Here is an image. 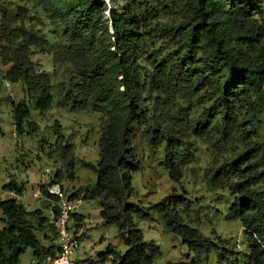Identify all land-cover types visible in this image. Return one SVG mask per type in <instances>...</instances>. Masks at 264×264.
<instances>
[{
  "label": "trees",
  "instance_id": "trees-1",
  "mask_svg": "<svg viewBox=\"0 0 264 264\" xmlns=\"http://www.w3.org/2000/svg\"><path fill=\"white\" fill-rule=\"evenodd\" d=\"M33 3L53 29L61 32L60 39L51 42L38 18L22 7L17 12L2 10L0 60L11 66L4 76L0 73V94L6 80L22 83L34 109L49 111L54 103L51 75L40 71L34 61L36 54L48 52L56 66L71 68L69 84L57 90L59 105L105 117L100 160L96 165L85 164L97 176L90 196L98 198L104 223L118 225L128 249L124 254L110 249L87 263L154 264L160 247L145 241L136 223V219L150 220L153 211L191 252L200 256L216 249L209 238L185 223L183 209L189 202L185 191L150 208L128 202L133 175L142 168L133 146L141 131L144 146L165 148L168 176L176 183L196 160L188 145L192 138L209 141L216 149L242 144L234 156L211 169V187L231 192L234 204L227 218L241 222L249 238L250 264H264V20L260 18L264 0ZM193 101L202 105L197 117L184 106ZM4 102L12 104L16 131L22 136L30 117L29 105L0 98V105ZM55 127V152L64 148L66 154L61 157L69 160L71 156L66 168L73 179V146L58 122ZM61 177L58 171L57 180L46 188L60 184ZM3 190L17 197L0 195V264H22L27 249L37 260L52 255L56 242L45 246L36 230L49 229L57 241L54 225L43 209L29 211L17 200L26 185L13 180ZM81 192L68 196L82 197ZM73 217L80 227L84 217Z\"/></svg>",
  "mask_w": 264,
  "mask_h": 264
},
{
  "label": "rangeland",
  "instance_id": "rangeland-1",
  "mask_svg": "<svg viewBox=\"0 0 264 264\" xmlns=\"http://www.w3.org/2000/svg\"><path fill=\"white\" fill-rule=\"evenodd\" d=\"M19 7L38 18L39 26L49 35L51 42L59 41L61 32L53 29L46 15L34 7L33 0H0V12L2 10L17 12ZM110 7L114 8L113 4ZM121 8L122 6H117L118 10ZM260 18L264 20V11L260 13ZM34 61L40 64V71H46L51 75L54 103L49 111L40 113L34 109L22 83H12L8 80L4 82L0 98L9 97L16 103L26 102L31 112L24 127V134L19 136L12 104L4 102L0 105V195L6 198L7 192L3 190V186L10 181L25 184L26 192L17 200L25 203L28 206L27 210H35L31 205L36 203L35 205L44 210L45 216L49 215V209H53L54 204L37 200L33 195L42 193L46 185L57 180L55 177L59 171L62 175L59 183L67 195L76 194L80 189L84 190L79 194L85 198V202L77 211L78 215L84 217L81 224L84 238L75 257L86 262H95L99 254L106 253L110 249L124 254L128 248L119 235L118 225L104 223L100 217L101 207L98 198L90 196L97 176L85 166V164L96 165L100 160L99 140L106 122L105 117L94 112H73L67 107L60 106L57 101V90L61 84H69L71 68L56 66L48 52L36 54ZM10 66L11 64L0 60L2 76ZM184 106L192 111L193 116L197 117L201 114L202 105L196 101L184 103ZM56 122L61 125L68 144L73 146L75 162L72 170L73 179L69 178L66 168L71 156L69 160L61 157L66 154L64 148H59L55 152L58 138ZM141 134V131L136 134L133 146L142 168L133 175V194L128 202L150 208L173 193L182 195L185 191L189 200L187 207L183 209L185 223L197 228L216 246V249L209 254L198 256L189 250L180 236L169 232L160 216L153 211L150 220L136 219V223L144 240L155 242L160 247V255L154 264L179 262L250 264L249 238L240 221H230L227 218L234 204V197L228 190L211 187L210 174L212 168L220 166L225 159L234 156L235 151L241 148L242 144L236 142L227 150L216 149L209 141L192 138L188 145L194 151L196 160L184 169L182 180L176 183L168 176L165 148L154 149L144 146ZM47 169L51 173H46ZM86 190L89 193H86ZM0 217H3L1 211ZM72 224L76 225V220ZM36 234L45 246L56 242L55 234L49 229L36 230ZM32 261L33 251L27 249L21 256V263L31 264Z\"/></svg>",
  "mask_w": 264,
  "mask_h": 264
},
{
  "label": "built area",
  "instance_id": "built-area-1",
  "mask_svg": "<svg viewBox=\"0 0 264 264\" xmlns=\"http://www.w3.org/2000/svg\"><path fill=\"white\" fill-rule=\"evenodd\" d=\"M9 87V84H7ZM46 173H51L46 170ZM47 194H34L37 200L49 201L54 204L50 209V222L57 233L55 252L43 260L33 259L31 264H88L85 260L75 257L81 248L84 238L83 228L73 225L74 214L83 206L85 200L82 197L71 199L62 189L60 184H53L46 188ZM14 192H7L6 198H16ZM19 199V197H18Z\"/></svg>",
  "mask_w": 264,
  "mask_h": 264
},
{
  "label": "crops",
  "instance_id": "crops-1",
  "mask_svg": "<svg viewBox=\"0 0 264 264\" xmlns=\"http://www.w3.org/2000/svg\"><path fill=\"white\" fill-rule=\"evenodd\" d=\"M17 183H18V182H17ZM19 184H20V183H19ZM26 187H27V186H26ZM25 192H26V191H25ZM22 204H23L25 207H28L25 203H22ZM35 204H36V203H35ZM35 204H34V205H31V204H30V205H31L32 207H35V210H36V209H40L39 206H37V205H35ZM37 204H38V203H37ZM50 209H51V208H50ZM50 209H49V215H46V217H48V218L50 217ZM29 211H33V210L29 209ZM0 218H2V217H0ZM1 225H2V224L0 223V226H1Z\"/></svg>",
  "mask_w": 264,
  "mask_h": 264
}]
</instances>
